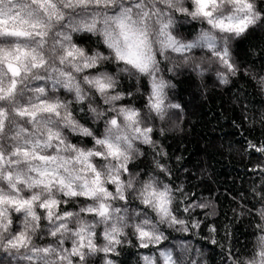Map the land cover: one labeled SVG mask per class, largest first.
<instances>
[{
  "label": "clouds",
  "instance_id": "9594fccd",
  "mask_svg": "<svg viewBox=\"0 0 264 264\" xmlns=\"http://www.w3.org/2000/svg\"><path fill=\"white\" fill-rule=\"evenodd\" d=\"M0 264H264V0H0Z\"/></svg>",
  "mask_w": 264,
  "mask_h": 264
},
{
  "label": "trees",
  "instance_id": "16d2710c",
  "mask_svg": "<svg viewBox=\"0 0 264 264\" xmlns=\"http://www.w3.org/2000/svg\"><path fill=\"white\" fill-rule=\"evenodd\" d=\"M259 39L260 37L253 33L248 40L238 44L239 52L242 53L244 51L246 44L255 43ZM190 86V82L187 80L182 83L180 90L181 100L184 99V95L189 91ZM193 100H195V97H193ZM185 106L189 107L190 115L197 118V124L193 126V138L185 141L186 146L185 144L174 142L172 145H169L170 150L175 153H182L185 157V163L195 167L202 165L203 161L199 160V156L202 153H206L208 160L214 161L216 164V168L218 169L216 179L221 190L234 193L235 183L230 179V176L233 172H238V169L233 165L231 172L226 170L222 160V154L206 149L202 141L210 140L214 144L222 136L228 138L237 135L238 133L233 126V121H239V116L233 112L229 120L221 122V114L224 113L227 115L228 110L226 108L225 98L220 94L212 95L209 103L199 104L185 101ZM205 190H211V186ZM228 200V196L225 195L223 197V204H227Z\"/></svg>",
  "mask_w": 264,
  "mask_h": 264
}]
</instances>
